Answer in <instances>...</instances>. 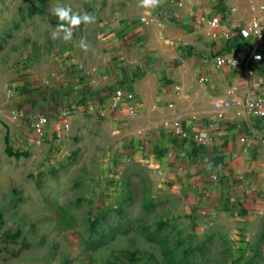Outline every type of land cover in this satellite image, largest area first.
Listing matches in <instances>:
<instances>
[{
	"label": "crops",
	"instance_id": "crops-1",
	"mask_svg": "<svg viewBox=\"0 0 264 264\" xmlns=\"http://www.w3.org/2000/svg\"><path fill=\"white\" fill-rule=\"evenodd\" d=\"M115 13L40 54L25 50L2 85V111L34 135L42 115L46 136L63 120L73 134L106 136L203 220L264 211V119L246 109L264 96V0H160ZM222 54L239 62L216 64ZM119 91L133 99L115 104Z\"/></svg>",
	"mask_w": 264,
	"mask_h": 264
},
{
	"label": "rangeland",
	"instance_id": "rangeland-1",
	"mask_svg": "<svg viewBox=\"0 0 264 264\" xmlns=\"http://www.w3.org/2000/svg\"><path fill=\"white\" fill-rule=\"evenodd\" d=\"M58 5L98 23L106 9L141 3L0 0V264H264V211L203 220L106 136H38L2 111L11 99L2 85L25 64L22 53L62 41L51 36Z\"/></svg>",
	"mask_w": 264,
	"mask_h": 264
},
{
	"label": "clouds",
	"instance_id": "clouds-1",
	"mask_svg": "<svg viewBox=\"0 0 264 264\" xmlns=\"http://www.w3.org/2000/svg\"><path fill=\"white\" fill-rule=\"evenodd\" d=\"M141 6L145 8H155L159 6L160 0H140ZM51 14L58 20L55 30L51 32L53 39L61 38L64 41H70L73 37V29L80 25L95 23L96 17L88 12H74L70 6L58 5L51 10ZM80 47L87 50L89 45L83 39L80 41Z\"/></svg>",
	"mask_w": 264,
	"mask_h": 264
},
{
	"label": "built area",
	"instance_id": "built-area-1",
	"mask_svg": "<svg viewBox=\"0 0 264 264\" xmlns=\"http://www.w3.org/2000/svg\"><path fill=\"white\" fill-rule=\"evenodd\" d=\"M207 21L213 26L218 25L220 22L218 17H212V18L208 19ZM254 25L256 26V24H254ZM215 62L218 65H223V64H232L233 65V64H237L239 61L235 56H233L231 54H222L216 58ZM201 80H204V78H201ZM124 98L132 100L133 95L131 93H123V92L119 91L114 95L113 102L115 104H118ZM215 105L217 107H221L222 105L228 106V103L217 102ZM246 109L248 110L249 113L264 119V96H258L252 100L247 101L246 102ZM66 115H67L66 111L62 112L60 114V116L62 118L66 117ZM45 121H46V119L42 115L36 116L34 118V120H33V131L36 135L42 136L44 134V132H45V127H44ZM62 123H63V126H62L63 129L67 130L69 123L67 121H64V120Z\"/></svg>",
	"mask_w": 264,
	"mask_h": 264
}]
</instances>
